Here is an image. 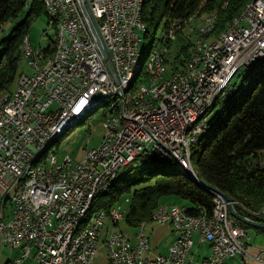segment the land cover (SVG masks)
<instances>
[{"label": "built area", "instance_id": "built-area-1", "mask_svg": "<svg viewBox=\"0 0 264 264\" xmlns=\"http://www.w3.org/2000/svg\"><path fill=\"white\" fill-rule=\"evenodd\" d=\"M45 10H52L49 25L62 33V41L46 48L35 47L26 36L23 71L15 94L0 99V185L8 187L15 174L23 172V164L30 152L38 148L47 136L65 120L75 117L94 95L101 91L120 89V83L130 70L131 59L138 51V28L134 13L138 0H86V8L93 19L108 57L99 52L84 21L76 0H41ZM178 22L173 20L160 31L158 45L152 49L151 62L144 77H154L162 66L159 59L170 55L168 42L176 40ZM55 29V28H54ZM53 45H61L58 64H50ZM264 54V0L246 11L242 19L228 33L223 42L215 44L205 57L195 59L181 74L182 84L174 89L163 103H152L150 111H141L135 95L122 107L128 112L127 125L121 136H112L114 118L104 128L100 145L80 161L71 156L59 159L56 151L51 160L41 162L37 170L26 172L18 196L13 198V215L8 221L0 215V241L7 247L22 246L20 258L10 264H20L34 254L36 264H92L99 242L109 220L113 225L125 221L127 211L114 206L86 228L79 253L71 254L69 262H62V251L70 226L80 211L81 197L89 188H99L118 167L136 159H146L147 152L158 158L181 160L187 167L184 134L192 137L198 131H186V124L203 105L215 101L220 87L229 88L235 74L248 61ZM175 78V77H174ZM158 88L136 87V93ZM203 125H206L204 122ZM188 168V167H187ZM216 215L199 219L188 208L174 205L166 210L160 205L152 220L154 225L169 224L174 241L166 255L148 257L151 250L143 221L133 236L112 229L106 230L103 245L109 264H226L237 255L245 254L244 243L250 240L246 231L235 227L228 214L227 203L216 196ZM257 217L264 216V207ZM205 225L203 242L210 245L208 258L196 259L187 254L186 237L189 228ZM248 242V241H247Z\"/></svg>", "mask_w": 264, "mask_h": 264}, {"label": "trees", "instance_id": "trees-1", "mask_svg": "<svg viewBox=\"0 0 264 264\" xmlns=\"http://www.w3.org/2000/svg\"><path fill=\"white\" fill-rule=\"evenodd\" d=\"M224 1L225 4L223 0H143L142 18L150 27L156 25V33L167 29L171 21H179L176 40L168 42V56L172 61L166 59L171 71L184 66L193 47L198 32L192 45L187 40L184 45L179 43L185 26L193 17H214L216 26L211 34L215 37L240 15L251 0ZM25 12L22 23L0 43V95L14 88L21 73L23 40L29 34L31 21L46 15L41 0H0V29ZM159 38L160 34L157 39L154 36L150 50L158 45ZM54 50L55 45L50 56ZM247 67L252 71L242 87L230 86L208 110L213 117L201 136L199 149L193 150L191 166L199 178L228 195L239 214L264 223L263 217L254 215L264 207V57ZM101 105L108 104L103 102L98 106ZM110 112L108 106V110L102 112V122ZM59 138L55 140L56 147L64 137ZM125 168V173L94 199L88 219L98 213L108 214L126 196H130V200L124 222L130 227H136L143 221L150 222L161 204L160 200L169 196L183 201L191 215L207 218L213 215L217 197L185 177L180 167L165 157L158 158L156 153L152 157L146 156V159H136ZM234 225L256 235H264V229L236 220Z\"/></svg>", "mask_w": 264, "mask_h": 264}, {"label": "bare ground", "instance_id": "bare-ground-1", "mask_svg": "<svg viewBox=\"0 0 264 264\" xmlns=\"http://www.w3.org/2000/svg\"><path fill=\"white\" fill-rule=\"evenodd\" d=\"M257 0H252L248 3L240 13V15L235 18L232 23L219 35L212 37V28L215 26L214 17H209L206 22L199 28L197 36L195 38L193 47L189 53L188 58L184 62V66L180 69L175 70L174 72L167 71V66L165 67L164 61L165 59H159V66H162L158 73L154 75V77H144V73H146V67L151 62V54L152 50L149 49L147 56L143 62L138 59V56L141 58L142 53L139 51V47L142 45L141 33H146V26L142 19V8H143V0H138L135 13H134V21H136V26L138 28V51L134 54L130 63V70L128 71L126 78L122 80L120 83V89H110L107 91H101L100 94L94 95L92 100L90 101V105H87L83 108L78 115L75 117H71L68 120H65L59 126L56 131H53L51 135L47 136L45 141L38 148H34L33 152H30L27 157L26 162L23 164V172H18L15 174V179L8 186L15 188L14 196L15 198L18 196V192L21 190V182L26 180V172H31L33 170H37L40 167L41 162L49 161L52 158L53 152L49 153L48 149L51 147L52 142H54L57 138L62 136L69 128L73 127L74 124L81 119H83L90 111H92L96 106L100 105L103 102H110L109 109L111 112L102 122L103 130L106 125L110 124V118H114L112 125V136H121L124 132V127L127 125L128 121V112L122 107V104H128L129 99L135 95V102H143L141 103V111H150L151 110V102H147V100L151 99L152 103H163L165 99L168 98L170 92L174 89L175 84L183 83V76H176L177 74H181V72L185 68H189L192 60L195 59V53L198 50V57H205L207 52L215 46V44H219V42H223V39L227 37L228 33H231L234 25H237L238 22L242 19V16L246 11H249L251 6L256 5ZM49 19H52V10H45ZM213 31V30H212ZM56 41H62V33H56ZM145 47V46H144ZM23 54H25L26 50V37L23 40ZM22 57L20 59L23 62ZM62 50L61 45H55V50L52 56H50V64H58L61 61ZM264 54L257 55L251 58L246 66H249L259 59H262ZM244 66V67H246ZM23 74V73H22ZM22 74L19 75L16 81V87L14 91L5 92L0 95L1 98H9L11 95L15 94L16 88H18L19 81L22 78ZM236 75V74H235ZM175 77V78H174ZM149 87V88H158L155 92L151 94V91H144L136 93V87ZM227 89V87H220V95ZM214 101L207 102L203 105L202 111L198 112L190 122L186 124V131H198L192 137L191 134H184V143L186 149V159H187V167L182 164L181 160L173 159L182 167L192 170L190 164V156L191 149L197 144L202 134L206 131L207 127L204 124L203 119L207 116H204L206 112L211 108ZM203 124H198L201 122ZM197 122V125L193 128L194 124ZM203 125V126H202ZM202 126V127H201ZM93 151L92 148H87L84 154H90ZM156 152H147L146 155L152 156L155 155ZM166 159L172 160L171 157H165ZM132 162V161H130ZM130 162H126L124 166L128 165ZM121 167H118L111 176L107 177L106 181H103L99 188H89L86 194L81 197V205L80 211L76 216L73 224L70 226L68 234L65 238V248L62 251V262H69L71 254H77L81 250L82 247V237L86 231V228L94 221H97L98 218L103 213H98L92 219H88V212L92 206L94 199L104 192H106L110 186L111 179L117 175L118 170ZM235 204V203H234ZM166 210H174L173 207H166ZM216 215V207L214 209L213 216ZM207 217H199V219H206ZM205 232L204 224H197V226H192L189 228V235L186 237L187 245V254H190V245L194 239L195 235H198L199 241L203 242V233ZM191 255V254H190ZM164 264V263H157ZM179 264H188L186 261H179ZM206 264H215L214 260H206Z\"/></svg>", "mask_w": 264, "mask_h": 264}, {"label": "rangeland", "instance_id": "rangeland-1", "mask_svg": "<svg viewBox=\"0 0 264 264\" xmlns=\"http://www.w3.org/2000/svg\"><path fill=\"white\" fill-rule=\"evenodd\" d=\"M217 1H221V0H217ZM223 3L225 4V1L224 0H223ZM81 13H82V11H81ZM25 15H26V12L25 13H22L16 19L9 20L8 22H6L3 25V27L0 29V43H1V41L5 40V39H8L10 37L12 30L18 24L22 23V21L24 20ZM212 15H214V14H212ZM82 16H83V14H82ZM83 18H84V16H83ZM207 18H208V16H204V15L203 16H197V17L195 16V17H193L191 19L190 23H188L185 26V28H184V30H183V32L181 34V37H180V40H179L180 42L179 43L184 45V42L187 40V41H190L191 42V45H192V41H194L196 32H198L199 27L202 26L205 23V21H206ZM84 21H85V23H86V25L88 27V24H87L85 18H84ZM93 23H94V21H93ZM145 24H146V27H147V33H145V32L141 33L142 45L139 47V51L142 53V57L140 58L138 56V59H140L141 62H143L145 60V57L147 56V54L149 52V49H150V47L152 45V41H153L154 36H156V39H157V37L160 34V31L162 30V29H160L158 31V33H156V30H157L156 25H152V27H150L146 22H145ZM230 24H228V26ZM94 25H95V23H94ZM215 26H216V24H215ZM215 26H214V28H212L213 31L215 29ZM54 28L49 25V20H48L47 14L46 15H42V16H40L38 18H35L33 21H31V23H30V29H29V34L26 35V36H29L31 43L35 47H38L39 45H41L42 47H45L46 48L48 45L52 44L54 42V40L56 41V31L55 30L57 29V27L54 26ZM88 29H89V27H88ZM212 30H211V32L213 33ZM89 31H90V29H89ZM90 33H91V31H90ZM91 35H92V33H91ZM0 51H1V47H0ZM168 58H170L169 60L172 61V58L171 57L168 56ZM164 65H165V67L167 66V71L169 70V72H174V71H171L170 70V68H169L170 66L168 65L167 59H165ZM23 71L27 72L28 69L26 67V64H23V62H21L20 63V68H19V72H21L20 74H22ZM251 71H252V68H249V67H247V68L244 67V68L240 69L236 73V75L232 78V80L230 82V86L234 85V86H236V88L242 87V85L244 84V81L251 74ZM230 86H229V88H230ZM15 87H16V84H15L14 88L12 90H10V91H14L15 90ZM225 91H227V90H225ZM225 91L221 95H219L216 98V100L219 97L223 96L224 93H225ZM216 100L214 101V103L216 102ZM107 104L108 105H106V106L105 105L104 106L103 105L96 106L92 112L88 113L83 119H81L80 121L76 122L73 127L69 128L64 133V135L61 136L58 139V140H60L61 138L64 137L60 141L59 146L56 147V145H55L56 144V141L55 142H52V145L48 149V152L49 153H51V152L54 153L56 151V153L58 154L59 159H62L65 156H71L73 159L80 161L82 159V156L85 153V151H86L87 148H92V147L99 146L100 145V142L102 140V137L104 135V130H103V126H102V119H101L102 116L101 115H102V112L103 111H107L108 110V106H110V102L108 101ZM209 111H207L206 114L204 115V116H207V121H206V118L203 119V121L206 122V127H207V124L210 121V119L213 117V113H209ZM198 124H203V123L201 121V122H198ZM195 125H197V122L194 124L193 128L195 127ZM201 140H202V137L199 139V141L197 142V144L191 149L190 164H191V158H192L193 150H195L196 147H197V149H199L200 144H201V142H200ZM146 156H149V155H146ZM152 156H149V157H152ZM166 160L169 161V162H173V163L177 164L179 167H182L180 164H178L173 159L172 160L166 159ZM263 165H264V163H263ZM125 170H126L125 166L121 167L118 170L117 175L111 179V182L113 183L116 179H118L119 177H121L123 175V173H125ZM190 171H194L193 168ZM169 197H171V196H169ZM129 200H130V196L124 197L120 201V203L118 204V206L121 207L122 210L128 211V208H129ZM168 200H169L168 197H163L162 198V201L160 200L161 201V204L160 205H164L166 207H173L174 204L171 203V202H168ZM177 204H180L181 205V204H183V201L177 199ZM228 214H229L231 220L234 223V220L235 219L231 217V215L229 213V210H228ZM255 214L256 213H254V215ZM255 216L257 217V215H255ZM261 217H263V219H264V216H261ZM122 222H124V221H122ZM109 224H111V222H109ZM123 224H122V227H125V225H123ZM117 225L118 224H114L113 225L114 228H116ZM167 225L170 226V228L172 230L171 225L166 224L165 226H167ZM138 226L139 225H137L136 227H132V228L135 229L134 234H135V232H137V230H138L137 227ZM156 226H159V225H156ZM235 227H237V226H235ZM237 228H239V229H241L243 231L245 230V229L240 228V227H237ZM245 231H246L247 237L250 238V240H246L245 243H244L245 254L237 255L236 257H234L235 260H236V262L238 264H241L240 261H239L240 260L239 256L242 257V259H248V253H251V254L256 253V252H253L254 249L264 251V235H256V234L253 233V231H248V230H245ZM148 232H149V230H148ZM146 234L147 235L149 234V233H147V230H146ZM194 239L195 240L190 245V254L191 255H196L195 251L201 246L200 243H202V242L199 241L198 235H195L194 236ZM251 239H252V241H251ZM102 241H103V239H101V241L99 242L97 254H96V256H95L94 261H93L92 264H106V261H107V257L108 256H107V253H106V250L104 248V245H103V242ZM152 242H153V238H152ZM249 243L251 245H248ZM4 246L7 249H14L12 247L11 248L10 247H7L6 245H4ZM164 246H165V244H164ZM205 246L208 247V251H209L208 255L205 258H208V256L211 253V249H210V245H205ZM150 248H151V244H150ZM152 248H153V245H152ZM151 252H152V250H150V252L148 254L149 256H151ZM20 256L21 255H19L16 259L20 258ZM31 257H33L34 260H35L34 254H32ZM155 257H153V258H155ZM234 258H232V259H234ZM232 259H230V260H232ZM230 260H228V261H230ZM12 261H10L8 264H10ZM29 261H31V259ZM228 261H227L226 264H228ZM108 262H109V259H108ZM23 263L24 262H21L20 264H23ZM35 263H36V261H35Z\"/></svg>", "mask_w": 264, "mask_h": 264}, {"label": "crops", "instance_id": "crops-1", "mask_svg": "<svg viewBox=\"0 0 264 264\" xmlns=\"http://www.w3.org/2000/svg\"><path fill=\"white\" fill-rule=\"evenodd\" d=\"M6 182L8 184L11 183V181L9 179H6ZM15 193V188L14 187H10V188H6L3 185H0V215H2L4 217V219L6 221L10 220L12 218L13 215V205H12V197ZM169 200L168 202L173 203L174 205H180L177 204V199L175 197H168ZM180 200V199H178ZM162 201V199H161ZM170 205V204H169ZM180 206H185V203L183 202V204H181ZM109 220L106 221V227L104 229V234H102V238L103 241L106 238L105 233L106 230H112V229H116V230H120L124 233H126L128 236H133L135 229L128 226L125 222H120L116 228H114V226L111 224H109ZM149 222V221H147ZM124 223V224H123ZM122 224L125 225V227H122ZM149 230V232H148ZM147 233L148 237L150 239V244H151V256L148 255V257H155V256H159V255H166L168 252V248L171 246V244L173 243L175 237L174 234L170 228V226H156L154 224H152L151 222H149L147 224ZM152 238H153V242H152ZM195 239H193L194 241ZM102 241V242H103ZM192 241V243H193ZM252 241V239H251ZM197 243V242H196ZM165 244V246H164ZM153 245V248H152ZM248 245H251L250 243ZM249 247V246H248ZM105 248V247H104ZM106 250V249H105ZM23 248L22 246H18L14 249H7L3 243L0 241V264H8L10 261L16 259L19 255L22 254ZM253 252H256L254 254L248 253V259H242V257L239 256L240 258V263L242 264H264V251L262 250H256L254 249ZM107 253V252H106ZM196 259H202L205 258L209 251H208V247L205 245L200 246L196 251ZM251 257V258H250ZM31 259V261H29ZM94 261V260H93ZM93 263V262H92ZM23 264H36L35 260L33 257L27 259L26 261H24ZM106 264H109L108 262V257H107V261ZM228 264H238L234 259L228 261Z\"/></svg>", "mask_w": 264, "mask_h": 264}, {"label": "water", "instance_id": "water-1", "mask_svg": "<svg viewBox=\"0 0 264 264\" xmlns=\"http://www.w3.org/2000/svg\"><path fill=\"white\" fill-rule=\"evenodd\" d=\"M76 1L80 6L82 14H83V16H84V18L88 24V27L92 33V36L94 38L95 43H96L102 57L106 61L107 66L109 68V71H111V67L108 63V57H107L106 51H105L104 46L101 42V39H100V36L96 30V27L93 23V20H92L90 14L88 12V9L86 8V4H85L86 0H76ZM180 169H181L182 174L185 177H187L188 179L193 181L199 187L203 188L204 190H206L207 192H209L210 194H212L214 196H218V197L224 199L227 203V207H228V210H229L231 217L234 218L236 221H239V222H241L247 226L253 227V228L264 229V223L263 222H258V221H255V220H253V219H251L245 215L239 214L235 208V205H234L232 199L228 195L222 193L221 191H219L218 189H216L215 187L210 185L205 180L199 178L194 171H190V170L185 169L183 167H180Z\"/></svg>", "mask_w": 264, "mask_h": 264}]
</instances>
